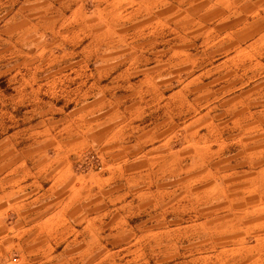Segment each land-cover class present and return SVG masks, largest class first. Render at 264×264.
Wrapping results in <instances>:
<instances>
[{
  "label": "rangeland",
  "instance_id": "obj_1",
  "mask_svg": "<svg viewBox=\"0 0 264 264\" xmlns=\"http://www.w3.org/2000/svg\"><path fill=\"white\" fill-rule=\"evenodd\" d=\"M230 2L236 4L224 8L221 17L213 15L218 11L215 2L212 9L191 17L190 3H175V19H184L176 25L165 22L166 43L159 56L151 57L164 63L147 78L144 71L149 59L129 54L117 62L127 60L128 67L136 59L143 72L135 69L122 73V65L116 67V72H107L96 69L93 63L78 71L70 63L64 68L62 62L53 59L50 66L41 55H25L28 50H16L13 55L8 52V56L4 53L0 58V160L7 162L11 156L21 155L40 138L36 131L44 127L52 134L53 127L59 134L62 132L61 136L66 134L68 122L62 121L74 118L66 114L90 101L93 93V102L98 100L95 107L114 100L116 127L125 123L123 114L128 107L138 106L133 116L138 118L139 112L144 113L131 128L136 129L140 122L149 127L152 121L151 125L164 132L162 141L172 143H167L161 153L165 156L172 151L170 159L176 156L178 161L173 177L165 178L172 169L157 172L163 182L152 186L150 192L148 182L137 189L122 186L111 193L118 183L124 185V178H116L117 174L127 177L124 165L145 163L153 159L154 152L132 155L130 161L126 159L131 163L125 164L122 159L115 162L111 153L101 150V145L73 153V172L94 179L89 183H95L91 195L96 204L94 208L89 206L92 201L88 196L81 205L88 206L86 212L96 211V228L91 233H79L89 216L68 215L66 230L60 233L66 241L56 251H43V260L55 256L53 262L63 259L65 264H264V27L253 44L232 48L224 55L225 51L217 47L222 35L220 21L227 17L228 27L244 28L245 19L251 15L244 10L249 0L222 3ZM251 3L259 11V20L262 18L259 26L263 25L264 0H250ZM196 4L199 7L202 3ZM205 14H211L206 22L202 21ZM241 19L243 22L238 23ZM190 20L193 26L187 25ZM235 23L238 24L230 25ZM208 37L211 40L205 42ZM174 45L190 47L192 55L184 59L186 63L170 58ZM240 53L242 57H238ZM44 84L57 86L50 91ZM105 108L99 113L105 114ZM87 122L78 117L76 126L80 128ZM104 123L107 125L102 116L99 128ZM170 130L172 136H168ZM130 171L139 174L135 167ZM113 172L115 177L111 176ZM149 178L153 180L154 174ZM76 208L73 205L71 210L75 212ZM36 219L31 214L19 220L13 245L8 233L0 264H9L26 254L25 248H20L27 239L22 224ZM17 239L18 249L13 248Z\"/></svg>",
  "mask_w": 264,
  "mask_h": 264
},
{
  "label": "crops",
  "instance_id": "obj_2",
  "mask_svg": "<svg viewBox=\"0 0 264 264\" xmlns=\"http://www.w3.org/2000/svg\"><path fill=\"white\" fill-rule=\"evenodd\" d=\"M228 1L236 0H0V58L4 57V53L8 56V52L13 55V51L28 50L24 53L25 55H41L47 58L45 60L50 66L52 59L62 62L64 68H68L70 63L78 71L87 63H93L96 69L100 68L107 72H116V67L122 65L125 66L123 73L134 72L135 69L140 71L142 64L135 60L147 57L149 67L145 71H140H144V78H147L164 63V60L151 57L159 56L164 48L166 43L163 39L164 29L168 26L165 22L170 21L171 25H176L184 19H175L178 11V5L176 6L175 3H190L188 17H191L201 13L200 11L212 9L213 6L215 7L212 2H215L218 11L213 15L221 17L224 8L236 4L235 2L234 5H232L233 2L222 3ZM196 3L202 4L196 7ZM253 5L254 3L250 4L249 0L244 7V10L251 14L250 19H245L244 28L228 27L227 17L220 21L222 35H219L217 47L225 51L224 55H227L232 48L237 50L243 45L253 44L252 41L259 36L260 30H263L264 23L259 26L262 18L259 20V11L257 12ZM210 16L211 14L208 16L205 14L202 21L206 22ZM242 22L243 19L238 23ZM187 25L193 26L194 23L190 20ZM171 29L173 33L176 32L174 28ZM210 38H206L205 42L210 41ZM171 39L173 42L174 35ZM127 54L136 58L128 67L127 60H124L123 64L117 62L119 57H125ZM190 55H192L190 47L178 48L174 45L171 48L170 58L178 59L179 64L186 63L184 59ZM242 56L243 53L238 54V57ZM134 63L136 66L132 65ZM44 85L50 91L57 86V84ZM156 85L162 86V84ZM89 88L93 89V84H90ZM94 94L96 96L97 92ZM89 98L90 101L76 107L74 113L66 114L74 117L72 120L67 117L65 121H62L68 122L66 134L61 136L62 132L59 134V131H55V127L52 134L48 128L44 127L36 131L40 138L36 139L29 149L15 158L11 156V160L7 162L4 159L0 160V166H2L0 171V256L3 240L8 233L11 236V245H13V237H18L19 220L31 214L37 218L30 223L22 224V228L27 233V239L25 246L20 248H25L26 254L22 253L19 259L9 264H36L46 261H49L47 264H65L67 261L63 259L53 262L57 258L55 256L43 260L42 253L47 249L56 251L61 247L62 242L66 241V236L60 233L66 230L68 215L85 218L89 216L86 224L79 227V233L82 230H88L90 233L95 231L98 217L96 211L86 212L85 209L88 206L81 205L88 196L92 201L89 206L93 207L96 204L92 200L91 191L95 183H89L94 179L88 178V180L73 172V164L70 160L73 153L90 146L101 145V150L111 153L115 162L122 159L125 164L131 163L129 158L132 155L141 156V152H154L153 159H147L145 163L124 165L127 177H118V174L116 176L113 172L111 176H116L117 181L120 178H124L125 181L124 185L116 182L115 184L118 183V185L111 193L120 191L122 186L124 189L127 186L128 190L137 189L139 188L137 186L148 185V182L151 187L147 192H150L152 186L156 187L163 182V176L157 178V172L167 168L172 171L170 174H165L166 179L175 175V170L178 168L176 156L170 159L169 155H172V151L165 153V156L161 153L165 146L172 144L171 141L170 143L162 141L164 132L161 128L151 125L152 121L149 122V127L147 123L140 122L136 128L139 129L137 132H135L136 129L131 128L144 113L139 112L138 118L133 116L138 106L128 107V112L126 109V113L123 114L126 118L125 123L122 127H116L113 125L116 120L114 100H109L108 104H103L100 108V106L95 107V102L98 100L93 102V93ZM104 108L105 114L99 113ZM58 109L61 110V108ZM62 112H64L63 108ZM102 116L106 117L107 125L104 123L105 125L99 128ZM78 117L81 120L86 118V122H89L77 128ZM172 135L173 131L170 130L168 136ZM132 167H135L139 174L130 171ZM150 174H154L153 180H151L153 177L149 178ZM109 176L110 174L105 177ZM131 185L136 187L132 188ZM73 205L77 207L75 212L71 210ZM23 210H27V213ZM13 222L15 226L8 225ZM47 236L50 238L47 239ZM15 242L16 247L13 248L18 249L19 239ZM88 248L93 254L91 244ZM13 254H15L14 251H12V257ZM59 254L61 256V251Z\"/></svg>",
  "mask_w": 264,
  "mask_h": 264
}]
</instances>
